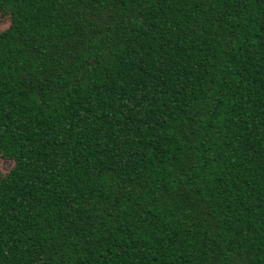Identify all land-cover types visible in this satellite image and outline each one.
Here are the masks:
<instances>
[{"label":"trees","instance_id":"obj_1","mask_svg":"<svg viewBox=\"0 0 264 264\" xmlns=\"http://www.w3.org/2000/svg\"><path fill=\"white\" fill-rule=\"evenodd\" d=\"M0 264H264V0H0Z\"/></svg>","mask_w":264,"mask_h":264},{"label":"rangeland","instance_id":"obj_2","mask_svg":"<svg viewBox=\"0 0 264 264\" xmlns=\"http://www.w3.org/2000/svg\"><path fill=\"white\" fill-rule=\"evenodd\" d=\"M7 24L6 20L0 21V27H4ZM11 165L8 159H0V172H6Z\"/></svg>","mask_w":264,"mask_h":264}]
</instances>
